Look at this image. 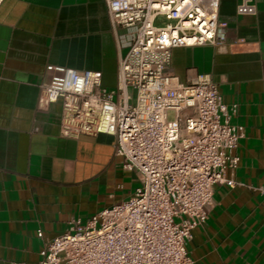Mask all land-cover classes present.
Segmentation results:
<instances>
[{
	"label": "crops",
	"instance_id": "1",
	"mask_svg": "<svg viewBox=\"0 0 264 264\" xmlns=\"http://www.w3.org/2000/svg\"><path fill=\"white\" fill-rule=\"evenodd\" d=\"M255 16L221 0L226 44L173 51L182 83L210 75L223 102L237 105L231 124L244 137L229 178L217 185L206 224L192 232V264H264V0ZM124 29H113L105 0H4L0 5V264H37L45 245L72 220L83 222L127 201L138 183L122 168L110 135L65 138L62 104L41 107L49 67L102 74L117 86ZM134 104L135 92L130 90Z\"/></svg>",
	"mask_w": 264,
	"mask_h": 264
},
{
	"label": "built area",
	"instance_id": "2",
	"mask_svg": "<svg viewBox=\"0 0 264 264\" xmlns=\"http://www.w3.org/2000/svg\"><path fill=\"white\" fill-rule=\"evenodd\" d=\"M105 4L113 29L126 32L116 88H104L99 72L49 67L55 74L41 86L39 105L62 104L65 138L115 137L122 168L138 186L127 201L72 220L37 264H192L188 243L208 221L215 187L237 184L229 173L239 167L234 152L244 130L231 124L238 107L223 102L210 75L185 84L171 63L176 49L226 44L221 0ZM236 13L255 16L256 1L241 0Z\"/></svg>",
	"mask_w": 264,
	"mask_h": 264
},
{
	"label": "rangeland",
	"instance_id": "3",
	"mask_svg": "<svg viewBox=\"0 0 264 264\" xmlns=\"http://www.w3.org/2000/svg\"><path fill=\"white\" fill-rule=\"evenodd\" d=\"M166 23H167V22H166L164 19L160 18V19L157 21L156 24H157L158 26H164ZM169 119H170V120H173V119H174V114H173L172 112L169 114Z\"/></svg>",
	"mask_w": 264,
	"mask_h": 264
}]
</instances>
